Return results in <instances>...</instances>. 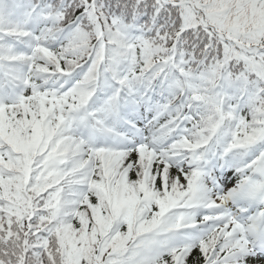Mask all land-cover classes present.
I'll return each mask as SVG.
<instances>
[{"label":"snow or ice","instance_id":"obj_1","mask_svg":"<svg viewBox=\"0 0 264 264\" xmlns=\"http://www.w3.org/2000/svg\"><path fill=\"white\" fill-rule=\"evenodd\" d=\"M0 264H264V0H0Z\"/></svg>","mask_w":264,"mask_h":264}]
</instances>
